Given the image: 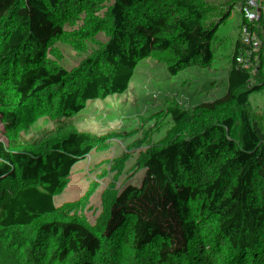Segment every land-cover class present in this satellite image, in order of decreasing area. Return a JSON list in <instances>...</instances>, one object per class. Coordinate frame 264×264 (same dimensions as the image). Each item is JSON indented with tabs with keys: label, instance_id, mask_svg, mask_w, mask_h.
<instances>
[{
	"label": "trees",
	"instance_id": "trees-1",
	"mask_svg": "<svg viewBox=\"0 0 264 264\" xmlns=\"http://www.w3.org/2000/svg\"><path fill=\"white\" fill-rule=\"evenodd\" d=\"M19 1L22 11L44 19L49 29L41 21L33 24L41 32L35 34L39 44L23 43L25 51L0 34V246H8L16 257L0 264H50L32 257L33 246L47 230L83 223L99 192L123 186L133 206L171 195L178 157L204 131L202 119L186 123L177 110L195 102L206 78L198 53L180 39L162 34L147 46L106 53L100 46L102 40L118 42L119 4L105 10V0H31L43 2L46 8ZM134 8V3L127 4V12ZM73 10L88 13L94 26L78 20L84 32L76 33L72 53L91 49L103 57L82 71L67 73L66 89L47 95L37 87L33 67L42 58V46L54 45L63 27L73 30L67 22L76 19ZM258 84L250 66L241 78L230 71L218 82L224 94L238 88V112L229 134L233 139L260 127L253 111ZM173 115L190 134L171 155L167 146L179 137L169 136L177 129ZM230 148L221 150L220 167ZM259 150L264 158V141ZM27 157L38 158L27 162ZM59 163L65 172L40 196L29 201L20 195L17 172L45 181L44 174L33 171L44 173ZM223 179L224 174L212 205L196 194L195 186L203 180L197 171L185 223L151 240L132 239L139 257L134 264H224L209 231L210 222L225 214ZM254 247L259 253L249 264H260L264 225L251 235L242 253Z\"/></svg>",
	"mask_w": 264,
	"mask_h": 264
},
{
	"label": "rangeland",
	"instance_id": "rangeland-1",
	"mask_svg": "<svg viewBox=\"0 0 264 264\" xmlns=\"http://www.w3.org/2000/svg\"><path fill=\"white\" fill-rule=\"evenodd\" d=\"M27 5L46 8L41 1L28 0ZM22 8L23 4L19 0H0V34L25 51L23 43L39 44L35 34L41 32L33 24L41 21L46 30L49 25L44 19L22 11ZM73 14L76 19L69 18L67 21L73 30L63 27L54 45L42 46V58L34 64L36 84L44 94H51L56 89H66L64 81L67 73L82 71L103 57L102 52L91 49L85 52L82 50L78 54L72 53L76 33L84 32L79 22L94 26V19L88 13L73 10ZM172 119L177 129L169 136L179 137L177 143L173 144L176 142L174 141L167 146L171 155L178 151L180 143L188 140L190 134L186 126L178 125L177 115H173ZM249 136L253 138L255 135ZM232 148L234 147L230 150ZM202 153L200 136L196 135L176 161L172 173L173 190L168 198L153 197L133 206L128 203L122 191L123 186L120 189L107 188L98 193L88 218L83 223L60 230H47L44 238L33 246L32 257L50 264H134L139 257L131 246L132 239L151 240L160 233L172 231L185 223L188 201ZM37 158L27 157L25 160L34 162ZM33 172L44 174L45 181L35 180L23 172L15 174L21 184L20 195L29 201L40 196L57 181L65 172V166L59 163L44 173ZM236 176L234 172L226 174L221 198L225 214L220 220L210 222L209 231L223 255L224 264H249L252 256L259 252L255 253L256 250L251 248L244 255L242 250L247 246L251 235L264 225V194H261V190L260 193L259 190L244 191L239 187ZM251 183L256 184L255 181ZM260 258V264H264V254ZM15 259V254L8 246H0V262H13Z\"/></svg>",
	"mask_w": 264,
	"mask_h": 264
},
{
	"label": "built area",
	"instance_id": "built-area-1",
	"mask_svg": "<svg viewBox=\"0 0 264 264\" xmlns=\"http://www.w3.org/2000/svg\"><path fill=\"white\" fill-rule=\"evenodd\" d=\"M135 0H121L119 14L121 23L117 26L118 42L110 39L101 41V48L108 54L116 55L127 48H138L155 42L159 32L146 22L140 10L127 12V4ZM142 4H157L158 13H165L171 4H180L184 12L196 22L213 32L218 28L228 26L232 35L222 43L214 45L211 55L202 60L206 84L192 104H185L178 108L177 114L186 123H193L202 119L203 134L200 144L203 153L199 160V172L203 180L195 186L196 194L202 200L214 205L220 194V182L223 174L217 160L221 150L228 147L239 148L244 162H233L232 171L238 176V185L246 192H256L259 189L264 194V158L260 153L261 145L255 144L254 151L249 153L238 145L237 139L229 134L237 115L238 88L231 94H224L218 86L222 77L220 65L222 56H229L233 63L232 71L237 72L239 78L244 70L250 66L259 79L253 111L260 127L252 133L264 141V60L259 46L264 40V16L260 15L252 4L241 6L232 5L230 0H206L205 4L184 3L181 0H137ZM173 30L174 28L171 27ZM237 64H242L238 68ZM255 163L262 169V174L254 175L255 185L242 177L246 172L245 165Z\"/></svg>",
	"mask_w": 264,
	"mask_h": 264
},
{
	"label": "crops",
	"instance_id": "crops-1",
	"mask_svg": "<svg viewBox=\"0 0 264 264\" xmlns=\"http://www.w3.org/2000/svg\"><path fill=\"white\" fill-rule=\"evenodd\" d=\"M181 1L184 3L195 4H205L206 2V0ZM120 2L121 0H105L104 9L106 10L115 4H119ZM132 3H134L135 9L140 10L146 22L152 25L160 34L166 36L169 39H180L188 48L195 50L202 60L207 59L211 55V53L215 51V44L222 43L226 38L232 35V30L228 26L218 28L213 32H209V30L204 26H198L196 22H194V20H192V18L184 12L183 7L178 3L171 4L165 13H158L156 3L142 4L137 0ZM230 3L236 6L252 4L256 11L260 15L264 16V0H230ZM171 27H173L174 29L172 30ZM259 46L262 50L261 59L264 60V40L260 42ZM237 67L242 68V64H237ZM232 68L233 63L231 62L229 56H222V63L220 65L222 75L232 71ZM249 134L253 133L248 132L244 137L237 138V142L238 145L242 146L245 150L251 153L254 151V145H262L263 140L261 139L262 141L259 142L260 138H257L256 136L250 138L251 136H249ZM233 162H244V158L239 152L238 147L232 148V150L228 154V158L226 159V161H222V167H220L224 174V179L222 180V189L224 185L223 182L226 180V174L228 172L233 173L232 169L230 168V165ZM246 163V172L241 176L253 182L255 181L254 175L262 174L263 171L255 163ZM261 194H263L262 191ZM254 249L256 250L255 253H257L258 248L254 247Z\"/></svg>",
	"mask_w": 264,
	"mask_h": 264
}]
</instances>
